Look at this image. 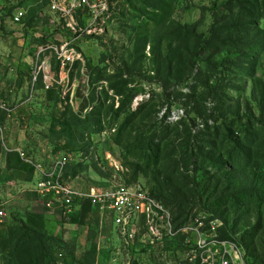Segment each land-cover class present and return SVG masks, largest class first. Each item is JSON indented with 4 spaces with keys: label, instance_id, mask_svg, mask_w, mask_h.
Listing matches in <instances>:
<instances>
[{
    "label": "rangeland",
    "instance_id": "obj_1",
    "mask_svg": "<svg viewBox=\"0 0 264 264\" xmlns=\"http://www.w3.org/2000/svg\"><path fill=\"white\" fill-rule=\"evenodd\" d=\"M5 1L15 4L19 0ZM230 5L231 2L222 0H108L106 32L93 36L77 34L76 38L57 34L47 39L48 43L54 42L49 44L54 47L57 43L67 42L68 50L81 60H77L79 64L59 68V72L55 69L53 50L40 55L39 51L48 43L32 41L23 27H14L7 22L8 30L0 31V105L10 110V118L0 120V205L6 212L5 220L0 223V264H10L15 256L13 250L19 252L18 256L26 264L38 261L40 257L44 264H77L95 245L99 246L96 264H109L106 262L107 255L111 256L109 249L114 254L110 263L117 259L121 264H177L174 251L168 255L164 248H157V253L142 248L124 252V247L118 245L121 240L110 236L109 226L100 232L96 214L89 206L91 216L87 215V218L73 217L71 213L69 220L60 211H52L58 214V219L48 217L50 214L45 213L43 202L35 201L41 198L30 191L32 185H25L33 175L29 184H33L35 178H42L39 173L33 174L37 165L49 170L57 157L68 158L77 166L82 164L75 169L78 177L69 182L75 188L100 185L101 175L96 167L113 180L120 181H126V174L132 175L139 169L137 183L148 187L154 185L157 166L171 175L182 172L181 168L174 166L179 151L167 138L174 137V131L158 133L156 141L161 146L154 150L149 147L151 140L146 138L154 136L161 121L164 126H172L183 116L185 106L183 108L181 103L174 101L178 100L176 91L190 92L183 84L167 86V89L161 81L150 83L145 80V75L156 73L164 78L161 70L153 67L152 52L159 47H155L159 44L158 39H154L164 36L162 51L183 64L188 53L186 46L192 49L194 45L185 36L183 26L197 24V35L208 36L211 24L223 25L224 22L217 40L206 44L203 50L205 61H200L196 70L203 68L206 80L212 83L217 76L230 75L229 78H235V84L240 87L246 79L242 96L251 104L252 91L258 89L257 85L264 84V55L256 61L253 57L259 54L255 50L257 47L249 45L246 37L249 26H264V17L261 15L258 21H253L252 7L247 0H237L235 6ZM160 10L166 12L164 15L161 11L162 18L157 13ZM88 15L81 12L76 25L85 26ZM169 20L179 26H172L170 22L169 27ZM101 35L102 43L108 47L97 37ZM253 36L255 43L259 42L260 35L253 33ZM129 39L132 41L128 43ZM109 47L113 58H110ZM235 58L238 63H233ZM39 66L51 67L52 71L46 70L42 85L39 79L34 87V72ZM139 66L143 69L142 74L137 70ZM163 68L167 69L168 64H163ZM250 71L252 73L248 75ZM45 80L52 84L51 89L45 87ZM123 90L125 93L122 94ZM230 92L237 97L240 94L235 88ZM167 94L170 98L166 97ZM214 103L215 100L210 98L208 105L211 107ZM251 105L257 114L256 104ZM169 106H172V112L166 117ZM63 122L67 124L65 130ZM200 123L203 126L204 122L200 120ZM53 127L55 132L51 131ZM212 135L217 148L225 155L234 152L235 148L228 145L223 133ZM80 147H84V151H69ZM17 150L25 153V158ZM240 161L241 167H249L256 175L264 176V156ZM228 170H231L230 165ZM260 195L264 197V194ZM75 212L78 215L84 213L81 210ZM49 220L54 222L53 230L46 229ZM10 229L14 230V236ZM34 231L38 233L34 234ZM40 232L44 233V238L37 237ZM190 236L181 233L177 238L186 240ZM21 244L25 245L24 249L19 246ZM105 253L108 254L105 256ZM180 258L183 259L182 254Z\"/></svg>",
    "mask_w": 264,
    "mask_h": 264
},
{
    "label": "trees",
    "instance_id": "obj_2",
    "mask_svg": "<svg viewBox=\"0 0 264 264\" xmlns=\"http://www.w3.org/2000/svg\"><path fill=\"white\" fill-rule=\"evenodd\" d=\"M228 1L231 2L230 7L235 6L237 2V0H222V2L227 3ZM247 1L252 7L250 14L253 21H258L261 15L264 17V0ZM2 2L5 3L3 4ZM20 6L28 8V15L24 20L23 30L27 31V34L33 38L32 41L39 40L42 43H48V38H53L57 35V31L51 32L44 37L36 35L34 26L38 23L37 15L39 11L43 9L42 5L38 4V0H19L15 4L0 0V31L8 30L7 22L10 23L9 20L12 18L15 9ZM244 7L246 8L245 3ZM161 11L157 12L160 14V18L163 17L162 13L166 14V12L162 11L161 13ZM170 22L171 20L168 22L169 27H171ZM171 25L177 27L179 23L172 21ZM196 25H185L182 28L188 40L194 42L192 49L186 46L188 53L183 64L176 62L167 52L164 53L162 51L161 43L164 41V36L162 38L155 37L154 39L155 41L158 39L159 45H155V47H159L157 50L153 49L152 52V56H154L152 58L153 67L159 71L161 70L164 78L158 76L156 73L145 75V80L150 83H153L152 81H161L162 84H166L167 89V86L183 84V86L189 88L190 92H186L185 90L176 91L179 97L176 95L178 100L174 101L181 103L183 108L185 106L183 116L172 126H164L163 121H161L159 127L155 129L154 136L146 137L151 140L149 147L154 150L156 147L161 146V143L156 141L158 133L161 134L164 131L167 134L174 131V137L168 136L167 138L174 149L179 151L177 155L180 156L175 158L174 166L181 168L182 172L180 171L177 175H171L157 166L154 173V185L149 188L153 196L162 199L170 208L174 215L177 229L197 210L213 213L223 223V236L226 239H233L239 242L246 249L251 264H263L264 197L260 194H264V176L256 175L249 167L243 168L239 163H241L240 159L243 158L252 161L264 156V84L257 85L258 89L252 91L253 100L251 104H256L259 111L257 116L254 106L242 96V91L245 90L247 83L246 79L240 87L235 84V78H229L230 75L217 76L213 83L210 80H206L204 76L206 72L203 68L197 71V65L200 61H205L203 59V50L206 44L209 41L217 40L216 38L220 35L219 29L225 26V23L223 22V25L217 22L211 24L208 36L197 35L195 30ZM249 27L246 41L249 45L257 47V49L259 47V50L255 49L259 54H255L253 57L256 61H259L260 58L258 57L264 55V26L259 28ZM253 33L260 35L259 42L255 43ZM102 36H97L101 43L103 42ZM131 41L129 39L128 43ZM261 42H263V45ZM102 44L108 47V44H105V42ZM108 51L110 58H113L110 47ZM261 52L263 53L260 54ZM104 53L108 54L106 51ZM232 61L233 63H238L236 58ZM124 62L126 63L127 61L124 60ZM163 64H168V68L164 69ZM254 64L256 65V62ZM141 68L140 66L137 68V70H140V74L143 71ZM98 73L100 74V72ZM250 73L252 72H248V75ZM262 74H264V69ZM40 80V85H42V77ZM251 81L254 82L252 76ZM231 88L240 91L238 97L231 94ZM123 93H125L124 90L122 91ZM166 97L170 98V95L167 94ZM210 98L215 100L214 105L211 107L208 105ZM169 107L166 117L172 112V106ZM0 110H2L0 111V115H3L0 116V120L3 117L10 118L8 109ZM200 120L204 122L203 126H200ZM0 123L2 122L0 121ZM66 126L67 124L63 122L64 130ZM51 131L55 132V127L51 128ZM222 133L224 134V139L229 141L228 145L230 146L231 144L232 149L235 148L233 153L228 152L225 155L214 143L212 134L218 136ZM171 138L173 140H170ZM69 151L81 152L84 151V147L74 148ZM16 154L20 156L19 153ZM228 165H230L231 170H228ZM80 166H77L70 160L64 170L63 182L69 183L75 180L79 174L75 169ZM96 170L101 176H104H100V178L113 179L112 176L109 177V174L106 175L102 169L96 167ZM34 172H36V169H33V174ZM138 172L139 169H136L132 175L126 174V181H121L133 187L138 184ZM30 180H27V182ZM83 187L86 188L87 186ZM249 198H251V201H248ZM253 220H255V223H252ZM97 225L99 226L98 220ZM37 233L34 231V234ZM10 234L15 235L13 229H10ZM39 236L44 238V233L40 232L37 237ZM19 246L22 249L25 248L24 244ZM98 248L99 246L95 245L91 250H87L83 255L81 263L78 261L77 264H96L99 256ZM181 248L182 244L179 241H173L166 251L168 253L170 251L176 253ZM108 251L112 256L113 253L110 249ZM108 253H105V256ZM13 254L15 256L10 260V264H26L18 256V251L13 250ZM111 256L107 255L106 262L109 261V264H114L110 263ZM32 264H44L43 258L40 257L38 261L36 260ZM47 264L52 263L48 262Z\"/></svg>",
    "mask_w": 264,
    "mask_h": 264
},
{
    "label": "built area",
    "instance_id": "obj_3",
    "mask_svg": "<svg viewBox=\"0 0 264 264\" xmlns=\"http://www.w3.org/2000/svg\"><path fill=\"white\" fill-rule=\"evenodd\" d=\"M38 4L43 7L37 15L39 24L34 26L39 37L55 31L61 36L67 34L73 35L74 38L77 34L100 35L106 32L108 0H38ZM81 12L89 14V19L84 21L85 26L80 27L76 25V18ZM27 15L28 8L17 7L9 22L14 27L24 28ZM67 38L64 39L69 40ZM51 43L54 42L43 45L39 52L41 55L53 50L56 72H59V68H67L80 60L76 59L73 51L68 50L67 42L57 43V47L49 46ZM38 68L34 72V87L40 77L43 78L46 70L52 71L51 67ZM45 79L48 78L45 76ZM45 85L47 89L52 88V84L50 87L47 80ZM1 108L5 109V106ZM8 113L10 114V110ZM17 151L25 158V153ZM68 163V158L57 157L49 170L41 164L37 165L35 173H39L42 178L34 179L33 184H30V191L36 193L47 208H60L66 216L75 208L88 205L96 214L100 232L109 226L110 236L121 240L118 245L124 247V252L139 251V248H142L146 252L157 253L160 248L166 250L173 241H179L182 248L175 253L177 264H251L246 249L239 242L223 236V223L213 213L197 210L177 229L170 208L162 199L153 196L145 184L138 183L130 187L119 179L100 178V185L75 188L63 182L64 170ZM5 218V209L0 205V223ZM181 233L191 236L186 240L178 239ZM157 248L159 250H156ZM165 254L169 255L167 251ZM181 254L183 259L180 258ZM113 262L118 261L114 259Z\"/></svg>",
    "mask_w": 264,
    "mask_h": 264
},
{
    "label": "crops",
    "instance_id": "obj_4",
    "mask_svg": "<svg viewBox=\"0 0 264 264\" xmlns=\"http://www.w3.org/2000/svg\"><path fill=\"white\" fill-rule=\"evenodd\" d=\"M28 185H30L29 184V182H27L26 183V187L28 186ZM35 201H37V202H39V203H42V201L41 200H39V199H37V200H35ZM5 205V204H4ZM45 208H43L44 209V211H45V213L48 215V213L50 214V215H48V217H50V216H52V217H57L56 219H58L59 217H58V214H55V212H52V211H60L61 212V214L63 213L64 214V211L62 210V209H60V208H54V209H50V208H47L44 204H42ZM77 210H81V211H84V213L83 214H81V215H78V213H76L75 211H77ZM71 213H73L72 215H73V217L74 216H78V217H82V218H87V215H89V216H91V211H90V209H89V207H88V205H85V206H83V207H80V208H75L73 211H71L70 213H68V219L70 220L71 219V217H72V215H70ZM84 220H86V219H84ZM48 224L49 225H47V227H46V229L48 230V229H50V230H53L54 229V227H53V224H54V222L53 221H48Z\"/></svg>",
    "mask_w": 264,
    "mask_h": 264
},
{
    "label": "clouds",
    "instance_id": "obj_5",
    "mask_svg": "<svg viewBox=\"0 0 264 264\" xmlns=\"http://www.w3.org/2000/svg\"><path fill=\"white\" fill-rule=\"evenodd\" d=\"M98 220V219H97Z\"/></svg>",
    "mask_w": 264,
    "mask_h": 264
}]
</instances>
